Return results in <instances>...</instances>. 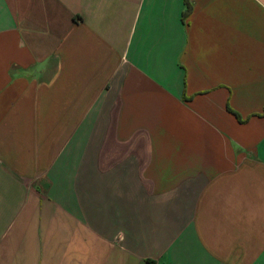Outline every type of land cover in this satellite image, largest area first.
<instances>
[{
    "label": "crops",
    "instance_id": "obj_1",
    "mask_svg": "<svg viewBox=\"0 0 264 264\" xmlns=\"http://www.w3.org/2000/svg\"><path fill=\"white\" fill-rule=\"evenodd\" d=\"M0 264H264V0H0Z\"/></svg>",
    "mask_w": 264,
    "mask_h": 264
}]
</instances>
